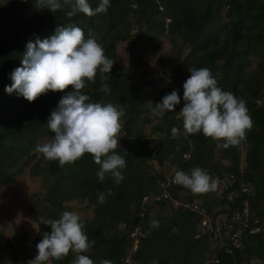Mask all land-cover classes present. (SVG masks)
I'll return each instance as SVG.
<instances>
[{"label": "trees", "instance_id": "1", "mask_svg": "<svg viewBox=\"0 0 264 264\" xmlns=\"http://www.w3.org/2000/svg\"><path fill=\"white\" fill-rule=\"evenodd\" d=\"M89 3L95 9L100 0H89ZM35 4L36 0H6L0 7L5 27L0 32V185L12 183L24 172L23 165H27L29 177L43 179L42 220L35 219L37 231L31 241L32 252L37 255L36 245L45 233H51L46 220L59 219L63 212L69 211L64 205L67 202L85 201L92 207L93 215L80 222L89 241L94 240L95 244L83 254L94 264L103 259L111 260L112 264H124L131 242L128 234L135 228L143 235L131 255L135 264H153L154 260L158 264H210L214 258L222 264H247L251 256L263 259L264 0H109L107 13L92 17L80 13L72 18L66 16L67 9L51 12ZM221 17L224 22H220ZM132 18L137 27L127 46L131 51L127 68L113 65L111 72L104 74L109 79L104 80L97 73L95 83L89 82L82 90L91 102H111L124 109L117 150L126 161V167L121 169L124 180L116 184L111 174H106L104 181H99L100 166L88 154L75 164L63 167L58 161L46 160L42 154L36 157L38 140L54 135L47 127L51 113L72 89L49 92L31 103L16 93H6L5 88L12 84L11 74L22 66L27 44L50 39L58 27L76 26L86 37L91 30L105 55L115 61V44L130 38L129 20ZM163 36L178 47V53L171 59L175 64L169 74L164 75L172 86L183 91L190 68H208L218 87L246 102L253 127L239 145L227 149L217 147V142L202 133L187 134L174 114L152 115L147 103L150 91L142 88L156 89L155 82L135 83L130 71L144 64L141 53L135 50L141 52L146 42ZM184 47L187 52L180 57ZM252 61L254 67L245 71ZM149 75L150 72L145 71L141 78ZM103 85L109 86L111 91H102ZM167 94L168 88L160 90L158 97L151 101L152 106ZM150 117L156 118L158 123L150 127L146 139L144 128L151 122ZM173 128L178 130L175 136ZM239 146L246 147L243 168L239 166ZM214 151L228 162L224 174L214 160ZM164 166L171 171L170 175H174L173 168L190 174L193 168L199 167L216 180L233 176L230 189L213 195L211 203H199V206L206 214L215 216L225 207L234 209L240 200L247 201L250 216L258 221L260 231L242 237L241 248L234 259L226 257L221 249L213 250L211 237L196 235L199 221L196 213L172 208L166 202L142 205L144 197L158 194L156 183L164 176ZM247 183L251 190L240 193L239 189ZM172 189L173 198L194 200L186 194L187 188L177 185ZM108 190L112 195H107ZM101 192L106 195L103 204L98 203L97 194ZM205 194L211 196L209 192ZM152 208L163 212L154 219L159 221L158 228H153L152 221L148 220ZM173 228L178 231L173 233ZM12 235L19 240L20 247L4 240L0 242V251L4 250L8 264H28L30 255L23 249L25 232L13 224ZM76 256L70 252L63 260H52L49 264H72ZM0 264H3L1 253Z\"/></svg>", "mask_w": 264, "mask_h": 264}, {"label": "clouds", "instance_id": "2", "mask_svg": "<svg viewBox=\"0 0 264 264\" xmlns=\"http://www.w3.org/2000/svg\"><path fill=\"white\" fill-rule=\"evenodd\" d=\"M35 6L51 12L67 9L68 18L80 13L92 17L107 13L109 0H100L95 9L89 0H36ZM26 47L22 66L11 74L12 84L5 88L6 93H16L31 103L49 92L72 89L62 97L48 120L47 127L54 135L37 145L36 151L46 160L58 161L61 167L75 164L86 154L91 155L100 166L99 181L103 182L106 174H111L116 184H120L124 180L121 169L126 167L125 159L117 154L124 109L111 102H91L82 91L89 82L95 83L97 73L102 79H109L104 74H109L116 62L105 55L91 30L86 37L76 26L58 27L50 39L37 40L35 44L29 42ZM189 72L190 77L183 84L184 106L179 113L184 131L189 135L202 133L224 149L239 145L253 127L246 102L218 87L208 68L193 67ZM102 91L108 93L111 89L103 85ZM180 102L178 91L173 90L154 107L151 102L148 105L153 116L162 117L174 112ZM177 131L172 129L174 136ZM173 172V182L193 193L203 194L217 187L218 181L199 167L193 168L190 174L176 168ZM97 195L98 203H105L106 195L102 192ZM107 195H112L111 190ZM45 224L51 227V233L44 234L36 245L37 255L28 264L60 261L70 252L77 254L73 264H94L83 253H87L95 241H89L76 212L65 211L59 219L46 220ZM151 226L158 228L159 221H152ZM172 231L178 230L173 228ZM99 264H112V261L103 259ZM153 264L158 261L154 260Z\"/></svg>", "mask_w": 264, "mask_h": 264}, {"label": "rangeland", "instance_id": "3", "mask_svg": "<svg viewBox=\"0 0 264 264\" xmlns=\"http://www.w3.org/2000/svg\"><path fill=\"white\" fill-rule=\"evenodd\" d=\"M6 0H0V7H3ZM130 26V38H128L125 42H117L115 44V54L116 60L114 65L119 67L120 69H126L128 65V58L130 54V49L127 47L129 41L131 40L134 29H136V22L132 18L129 20ZM220 22H224L223 17L220 18ZM166 23V21H165ZM5 27L2 26L1 18H0V32H3ZM134 51V50H132ZM187 52V48L184 47L179 54L180 57H183ZM135 53H141V60L143 61V65L138 66L130 71L131 78L135 83L140 82L153 84L155 82L156 89L149 88L151 86L143 87V90L150 91V99L147 103L151 102L153 99L158 97V93L160 90L169 88L171 84L167 81L166 75L169 74L171 68L175 63L171 62L172 57L178 53V47L172 46L170 41L166 36L160 37L157 40H150L145 43V48L143 51L139 52L135 50ZM255 61V60H254ZM254 61H252L245 71H249L254 67ZM124 71V70H123ZM150 72L149 76H144L141 78V75L144 72ZM165 75V76H164ZM154 81V82H153ZM171 112L166 113V116H171ZM150 123L147 124L144 128L145 138L148 139V132L150 127L154 124L158 123L156 118L150 117ZM51 137L43 138L38 140L37 145L43 144L47 142ZM121 138V133H120ZM245 146L238 147L239 154V166L243 168V157L245 155ZM41 153L35 152V156L37 157ZM214 160L217 161V165H219V169L224 174V167H227L228 162L226 160H221L219 154L214 151ZM27 165H23V173L19 175L12 183L8 185H0V242L4 240H9L16 247H20L19 240H15L12 235V225H16L20 227L26 235V243L23 245L24 251H26L30 255V260L35 258V254L32 252L31 241L34 238V235L37 231V223L35 219L41 221V198L43 196L44 188L42 186L43 179L41 177L31 178L27 174ZM157 169V168H156ZM170 170L165 166L162 170L164 175L170 174ZM214 179V178H213ZM218 185L215 190L209 191L208 194H200V196H196L195 193L190 191L189 189L186 191L188 196H191L198 203H211V197L213 195L217 196L218 194ZM182 196V195H181ZM183 197V196H182ZM69 212H76L80 221L89 220L92 217V207H90L85 201H70L64 204ZM163 215V212L158 211L157 208H152L150 213L148 214V220L153 221L157 217ZM121 229V228H118ZM1 256L3 264H8L6 259V254L4 250L1 248ZM73 255L76 253L71 252ZM76 258L72 260L73 261ZM247 264H264L263 259H257L254 256L248 258Z\"/></svg>", "mask_w": 264, "mask_h": 264}, {"label": "built area", "instance_id": "4", "mask_svg": "<svg viewBox=\"0 0 264 264\" xmlns=\"http://www.w3.org/2000/svg\"><path fill=\"white\" fill-rule=\"evenodd\" d=\"M169 94L173 90L178 91V95L180 97V104L176 105L174 112V117L176 120L180 121L183 125V118L180 117L179 113L181 112L184 101H183V91L177 89L174 86H170ZM186 158V156H183ZM174 175H164L161 179L157 181V189L158 194L155 196H148L142 199V205L146 203H156V202H166L171 205L172 208H178L188 210L192 213H196L199 216V221L196 226V235L197 236H208L211 237V248L213 250H222L223 254L226 257L235 258V254L241 248V240L244 235H254L259 233L260 226L258 225V221L256 219L251 218L247 201L241 200L237 203L234 209H229L225 207L224 211L216 214L215 216H211L206 214L201 207L200 204L195 201H179L177 198H173L171 193L177 184L173 182ZM233 176L227 175L224 177H220L217 181L218 185V195L227 189H230L233 183ZM251 190L250 184L242 185L239 189L240 193H248ZM144 214L143 209H140V216L142 217ZM142 233L139 228L133 229L128 234V238L131 240L130 245L128 247L127 255L124 259V264H135L131 255L134 251H136L138 246V241L142 238ZM210 264H222L218 258H214L210 261ZM228 264V263H227ZM234 264V263H232Z\"/></svg>", "mask_w": 264, "mask_h": 264}]
</instances>
